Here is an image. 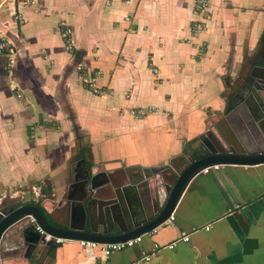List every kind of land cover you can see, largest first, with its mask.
Here are the masks:
<instances>
[{
	"label": "crops",
	"instance_id": "1",
	"mask_svg": "<svg viewBox=\"0 0 264 264\" xmlns=\"http://www.w3.org/2000/svg\"><path fill=\"white\" fill-rule=\"evenodd\" d=\"M207 1L0 0V41L15 49H0V207L43 205L67 221L80 204L66 194L83 191L72 182L92 173L144 213L209 126L239 127L241 65L264 66V0ZM202 169L173 219L134 246L105 257L79 239L42 241L30 264H264V163Z\"/></svg>",
	"mask_w": 264,
	"mask_h": 264
},
{
	"label": "water",
	"instance_id": "2",
	"mask_svg": "<svg viewBox=\"0 0 264 264\" xmlns=\"http://www.w3.org/2000/svg\"><path fill=\"white\" fill-rule=\"evenodd\" d=\"M244 92L248 96L243 97ZM237 96L242 100L235 104L233 113L244 107L239 127L226 129L215 123L209 126L205 135L211 139L199 138L198 147L188 155L175 179H164V184L154 182V208L144 213L136 211L125 186L97 184L92 173L72 182L71 188L82 185L83 191L79 196L66 194L65 201L80 204V212L73 208L67 221L56 220L43 205L19 201L0 207V264H13L12 258L20 256L24 264L32 263V255L43 241L37 226L65 239L117 242L136 237L169 218L186 182L199 169L215 163H264V66L251 72L245 86L237 90ZM87 209L95 210L98 216L87 220Z\"/></svg>",
	"mask_w": 264,
	"mask_h": 264
},
{
	"label": "built area",
	"instance_id": "3",
	"mask_svg": "<svg viewBox=\"0 0 264 264\" xmlns=\"http://www.w3.org/2000/svg\"><path fill=\"white\" fill-rule=\"evenodd\" d=\"M196 1H197L196 6L198 8L203 9L204 7H206L208 5L207 0H196ZM20 19H21V15H20ZM197 31H198V29L196 26L194 33H196ZM63 36H67L66 33H63ZM0 49L6 50L9 54H12L15 51L13 46H9L4 40L0 41ZM18 96H20V94H18ZM211 168H218V163L211 164L209 166H205V167H203L202 171L208 172V170ZM172 219H173V215H170L168 218V221H171ZM205 228H209V225H206ZM37 229L43 235V241L45 243L59 244V243L64 242L65 240H67L65 238L47 233L43 229H41L39 226H37ZM140 240H141V237H140V235H138L136 237L129 238V239H126L124 241H117V242L100 243L97 241L84 240V239H80L79 242L83 247H91L92 248V247L99 246L101 251L103 252L104 256L108 257L112 252L122 250L126 247L134 246L135 244L139 243ZM179 240L188 241L189 240L188 234H184V235L178 237L176 240L169 242V243H166L164 245L155 244L153 250L145 253L141 257V259L149 260L152 256H154L156 254V252L159 251V249L162 248V246L167 247V248H173Z\"/></svg>",
	"mask_w": 264,
	"mask_h": 264
},
{
	"label": "flooded vegetation",
	"instance_id": "4",
	"mask_svg": "<svg viewBox=\"0 0 264 264\" xmlns=\"http://www.w3.org/2000/svg\"><path fill=\"white\" fill-rule=\"evenodd\" d=\"M259 44H260V46L262 45V47H263V45H264V33L261 36ZM240 70H241V73L238 74V83H237V84H239V87H237L235 89V92L233 93L235 98L237 97V90H239V88H243L245 86V83L250 79V74H249L250 70H249V67H248L247 63L246 64L243 63V65H241V69ZM245 73H246V76L244 77ZM232 103H235V100H233Z\"/></svg>",
	"mask_w": 264,
	"mask_h": 264
},
{
	"label": "rangeland",
	"instance_id": "5",
	"mask_svg": "<svg viewBox=\"0 0 264 264\" xmlns=\"http://www.w3.org/2000/svg\"><path fill=\"white\" fill-rule=\"evenodd\" d=\"M18 19H20V16H19V18ZM21 19H22V16H21Z\"/></svg>",
	"mask_w": 264,
	"mask_h": 264
}]
</instances>
